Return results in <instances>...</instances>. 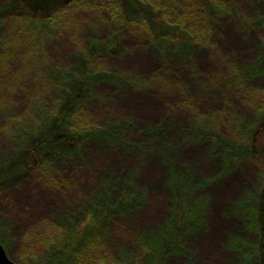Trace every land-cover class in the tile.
I'll return each mask as SVG.
<instances>
[{"label":"rangeland","instance_id":"rangeland-1","mask_svg":"<svg viewBox=\"0 0 264 264\" xmlns=\"http://www.w3.org/2000/svg\"><path fill=\"white\" fill-rule=\"evenodd\" d=\"M117 3L0 0V242L7 258L157 264L170 241L167 220L184 201L192 214L201 208L199 224L181 238L183 253L170 252L162 264H264V201L260 232L235 212L250 195L264 198V0ZM176 45L192 51L178 58ZM85 92L91 99L78 101ZM118 123L126 130L115 143L89 139L90 131ZM62 137L79 159H42L37 150ZM216 139L240 154L215 156ZM5 165H13L11 184ZM109 176L124 181L105 198ZM179 180L189 193L180 202ZM126 189L139 195L138 208L109 219L103 237L72 259L62 223L81 239L96 195L114 205Z\"/></svg>","mask_w":264,"mask_h":264},{"label":"trees","instance_id":"trees-1","mask_svg":"<svg viewBox=\"0 0 264 264\" xmlns=\"http://www.w3.org/2000/svg\"><path fill=\"white\" fill-rule=\"evenodd\" d=\"M72 1V0H71ZM112 3L115 6V9H118V3L117 0H111ZM64 2V1H63ZM70 3V2H69ZM65 5L62 3L58 5L57 10L52 11L49 14H46L42 16V18H45L44 20H49L54 16L56 12H58L60 9H62ZM53 12V13H52ZM185 44V43H183ZM174 47L172 50L174 55H176L178 58L183 57L186 53H190L192 49L185 48V46H179ZM82 75H85V77H89L86 70L82 71ZM91 79V78H90ZM108 80L119 84L122 83V78L110 76L107 77ZM230 81V79H227ZM98 81V77L92 78L90 83L84 84V89H86L87 85H94V82ZM90 88H93L90 86ZM91 91V90H90ZM89 101L91 99V94L86 96L83 95L82 98H79L78 101ZM80 106H87L88 104L86 102H83L79 104ZM126 130V124L125 123H118L115 124L112 127H107V131L105 132H99L92 130L89 135V139L99 142L103 145H109L111 143H115L117 140H115L114 136L115 134L122 133V131ZM157 130V129H156ZM156 130H151V132H156ZM190 131V130H189ZM193 132H198L193 131ZM193 134V133H192ZM195 135V134H193ZM196 136V135H195ZM202 137H199L202 140L207 139L205 135H201ZM197 137V136H196ZM260 140V139H259ZM262 141V140H260ZM264 141V140H263ZM215 147L213 149V154L216 155H222L224 157V161H230V155L236 156L240 154L239 147L236 146L237 149H230V145L227 142H224L223 140L216 139L215 141ZM253 147H256L253 144ZM38 154L41 155L42 159L49 160L52 162L53 160L60 159L64 156H68L72 159H79L78 158V152L75 149V144L73 141H71L70 138L62 137L54 139V141L46 142L45 145H43L40 149L37 150ZM242 153V151H241ZM15 164L20 166V170L23 169L25 171L26 165L24 164V160L20 156H16ZM1 171H5V177L6 180L14 173L13 172V165H11V168L8 165L2 166ZM19 170V171H20ZM108 181L104 184V192H105V198L108 196V193L112 192L121 185V182L124 180L115 178L111 179V176L108 177ZM6 183V182H5ZM9 183H12V180L10 179ZM183 183L179 180L178 184V190L180 191L178 193L179 195V202L182 201V199H186L189 195L188 191H186L183 187ZM102 191V190H101ZM132 190H124L123 194L121 195V198L116 201L114 205L108 204V199L100 198L98 195H96V201L89 206L91 208L90 211V222H92V226L89 227V231L83 232V237L81 239L76 240V236L73 233L72 229L69 228V225H71L70 222L65 223L63 222L64 230H66L68 233L67 235V249L72 257H76L77 252L79 251H86L87 248H90L96 241H98L101 237H103V231L105 230L106 223L109 219L115 216H123L125 213L135 211L138 206L140 205L139 195L135 193H131ZM264 198L261 199L260 193H257L255 195H250L248 199L245 202L239 203L235 206V212L237 214H242L246 216L247 218H251V221L253 222L255 230H259V232L262 229V224L260 221V210L263 205ZM191 208L187 207L185 205V202L183 201L181 205H178V208L174 209L172 212V216L167 220V230L165 231V234L170 237V241L165 245V247L161 250H158L156 253V262L157 264H162L163 258L165 255L169 254L170 252H182V246L180 244V240L183 236L190 234L194 229L197 228L200 217L201 216V208H197L193 210V214L191 212ZM73 228V226H72ZM85 231V230H84ZM165 236V235H163ZM90 240V241H89ZM89 243V245L87 244ZM0 245L5 249L4 245L0 242ZM242 247V246H239ZM81 248V249H80ZM243 250H246V248H241ZM241 250V251H243ZM258 251L263 252L264 251V240L262 242V245L259 246ZM257 254H259L257 252ZM103 264V263H101Z\"/></svg>","mask_w":264,"mask_h":264},{"label":"water","instance_id":"water-1","mask_svg":"<svg viewBox=\"0 0 264 264\" xmlns=\"http://www.w3.org/2000/svg\"><path fill=\"white\" fill-rule=\"evenodd\" d=\"M0 264H13L6 256L5 251L0 246Z\"/></svg>","mask_w":264,"mask_h":264}]
</instances>
